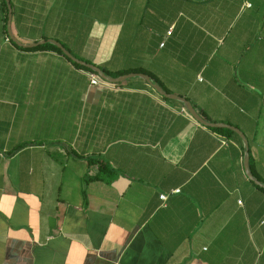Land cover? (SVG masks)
I'll return each mask as SVG.
<instances>
[{
	"label": "crops",
	"instance_id": "1",
	"mask_svg": "<svg viewBox=\"0 0 264 264\" xmlns=\"http://www.w3.org/2000/svg\"><path fill=\"white\" fill-rule=\"evenodd\" d=\"M8 1L0 264H264V0Z\"/></svg>",
	"mask_w": 264,
	"mask_h": 264
},
{
	"label": "water",
	"instance_id": "2",
	"mask_svg": "<svg viewBox=\"0 0 264 264\" xmlns=\"http://www.w3.org/2000/svg\"><path fill=\"white\" fill-rule=\"evenodd\" d=\"M6 5H7V8H8V11H9V14L10 15V6H9V1L8 0H4ZM8 31H9V27H8ZM8 35L10 37V39L15 43L16 41L12 38L11 34H10V31L8 32ZM44 42H41V43H38V44H34V45H29V46H22L20 44H18L19 46L21 47H28V48H33L39 44H43ZM47 43L55 46L58 50L61 51L62 54H64L68 59H70L72 62L82 66V67H85L89 70H91L92 72L96 73L102 80L106 81V82H110V83H116V82H121L124 78L128 77V76H124V77H121V78H118V79H110L108 78L107 76H105L101 70H99L97 67L93 66V65H90V64H86L84 62H80L78 60H76L75 58H73L60 44L54 42V41H48ZM132 76V75H131ZM140 76L141 78H143L148 84H150V86H152V88L160 95H162L163 97L165 98H168V99H178L180 100L186 110L190 113V115L197 121L199 122L200 124H202L203 126H206V127H209V128H224V129H228L232 132H234L239 138H241L242 140H244V136L241 134V132L235 128H232L230 126H226V125H221V124H209L207 122H205L203 119H201L195 112L194 110L192 109V107L190 106L189 103H187L186 101L176 97V96H172V95H168L166 93H164L161 88L159 86H157L156 84H154L152 82V80L145 76V75H138ZM244 170H245V174L246 176L248 177L249 180H251L254 184H256L257 186L259 187H262L264 188V186H262L259 182L253 180V178L251 177L250 173H249V170H248V155H245V158H244Z\"/></svg>",
	"mask_w": 264,
	"mask_h": 264
},
{
	"label": "built area",
	"instance_id": "3",
	"mask_svg": "<svg viewBox=\"0 0 264 264\" xmlns=\"http://www.w3.org/2000/svg\"><path fill=\"white\" fill-rule=\"evenodd\" d=\"M247 6H248V5H247ZM170 34H171V30H168V31L166 32V35L169 36ZM160 46L162 47L163 44H161ZM90 84L93 85V86H96V85H109L108 82L102 80L99 76H96V75H92V76L90 77ZM185 114H186L187 116H189L186 112H185ZM177 192H178V190L173 191V193H177ZM166 198H167L166 195H160V196H159V199H160L162 202H164V201L166 200ZM239 204H240V202H239Z\"/></svg>",
	"mask_w": 264,
	"mask_h": 264
},
{
	"label": "trees",
	"instance_id": "4",
	"mask_svg": "<svg viewBox=\"0 0 264 264\" xmlns=\"http://www.w3.org/2000/svg\"><path fill=\"white\" fill-rule=\"evenodd\" d=\"M46 46H48L51 50H53L54 52H57V53H60L61 54V51L60 50H58L55 46H53V45H47L46 44ZM76 65V64H75ZM78 68H81V69H84V70H87L86 68H84V67H81V66H78V65H76ZM87 71H89L90 72V70H87Z\"/></svg>",
	"mask_w": 264,
	"mask_h": 264
}]
</instances>
